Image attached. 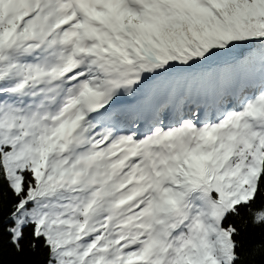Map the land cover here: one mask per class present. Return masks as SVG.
I'll return each mask as SVG.
<instances>
[{
  "label": "snow or ice",
  "instance_id": "1",
  "mask_svg": "<svg viewBox=\"0 0 264 264\" xmlns=\"http://www.w3.org/2000/svg\"><path fill=\"white\" fill-rule=\"evenodd\" d=\"M0 264H264V0H0Z\"/></svg>",
  "mask_w": 264,
  "mask_h": 264
}]
</instances>
